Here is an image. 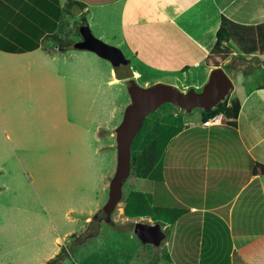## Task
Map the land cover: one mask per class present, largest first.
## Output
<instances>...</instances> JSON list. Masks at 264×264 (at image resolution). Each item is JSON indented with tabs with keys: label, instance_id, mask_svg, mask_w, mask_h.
Segmentation results:
<instances>
[{
	"label": "crops",
	"instance_id": "crops-1",
	"mask_svg": "<svg viewBox=\"0 0 264 264\" xmlns=\"http://www.w3.org/2000/svg\"><path fill=\"white\" fill-rule=\"evenodd\" d=\"M66 1L0 0V78L5 75L9 90L22 81L20 75L97 76L104 68L111 84L129 79L117 78L111 62L92 51L58 48L51 36H61L63 17L76 16L65 11ZM71 1L83 5L89 32L117 48L131 78L145 76L144 85L164 78L187 88L204 74L197 88L220 66L210 62L218 57L210 52L222 15L243 25L264 22V0ZM247 81L241 80L242 95L234 97L241 102L236 128L225 121L205 126L201 118L168 142L159 166L165 197L151 201L176 217L161 226L164 251L153 246L155 259L131 264H264V176L253 171L256 162L264 165V75L251 86ZM151 186L158 197L157 183ZM135 219L156 223L151 216ZM59 250L53 248L43 264Z\"/></svg>",
	"mask_w": 264,
	"mask_h": 264
},
{
	"label": "rangeland",
	"instance_id": "rangeland-1",
	"mask_svg": "<svg viewBox=\"0 0 264 264\" xmlns=\"http://www.w3.org/2000/svg\"><path fill=\"white\" fill-rule=\"evenodd\" d=\"M75 14L61 20V36L78 41V28L84 18L79 12ZM230 48L227 58L210 60L219 64L232 80L229 99L242 95L241 80H248L247 86H251L263 78L256 65L237 71L241 74L236 77L226 66L232 56L238 55L235 45ZM255 56L264 60V53L253 54L246 56L240 66H247V60ZM99 70L97 76L44 75L35 80L20 75L22 81L12 85L15 90H9V84L8 88L5 86V75L0 78V264H43L58 246L69 252L63 264H131L134 260L156 258L155 245L143 243L133 231L137 217H127L123 209L132 190L147 193L150 200H163L161 183L155 187L156 197L151 194L153 181L135 176L131 169L122 199L111 214L112 224L105 223L102 217L116 164L114 128L130 99L127 81L124 85L111 84L104 68ZM203 75L200 73L201 78L198 76L187 88L164 78L157 82L186 91L201 83ZM144 78L139 77L137 83L147 86ZM190 79L187 75L185 82L190 83ZM205 82L195 89L199 90ZM166 111L178 115L183 126L201 123V109L187 113L172 104H163L153 112ZM163 172L157 171V179ZM93 216L94 222L100 221V230L86 238L95 231ZM82 239L85 241L73 245ZM159 246L157 250L164 251L163 241Z\"/></svg>",
	"mask_w": 264,
	"mask_h": 264
},
{
	"label": "trees",
	"instance_id": "trees-1",
	"mask_svg": "<svg viewBox=\"0 0 264 264\" xmlns=\"http://www.w3.org/2000/svg\"><path fill=\"white\" fill-rule=\"evenodd\" d=\"M64 9L69 14L77 12L82 14L81 10L83 9V5L78 1L68 0L64 4ZM80 26L81 27L78 28V33L81 39L78 41L57 35H52L51 38L61 50L76 49L94 51L99 56L108 59L115 69V73L122 77V79L131 77V69L128 60L124 56L110 55L103 48L91 46V44L87 42L86 37L93 35L89 32L85 20H83ZM230 45H235L237 47L238 55L232 56L231 60L226 63V66L229 70L234 72L236 77L238 74H241L237 73V71L244 72L246 69H249L248 67L253 65L259 66L264 75V60L260 61L257 56L247 60V66H240L241 61L244 60L246 56L264 53V22L256 25H243L233 22L222 15L219 27L215 33V42L210 53L225 59L232 51ZM235 60L237 62H235ZM126 83H128V81ZM259 88H264V81L259 85ZM227 96L208 112L201 110L203 121L216 114H222L228 126L232 128L237 127V118L241 102L238 98L229 100ZM154 112L149 113L145 117L132 142L131 169L137 177L150 179L155 183H161L162 179H157L156 173L160 168L162 154L170 139L182 130L183 124L178 118V115H173L167 111L165 114H154ZM256 169H259L261 176H264L263 164L256 162L253 171ZM168 212L169 209L165 210L163 207L154 205L149 195L139 190H132L129 192L123 209V213L129 218L152 216L153 220L159 223L160 226L165 225V222L173 223L175 220L176 216H170ZM102 217H104L103 213ZM94 219L95 217L93 216V221L91 223H94L95 231L86 238L94 236L100 227V221L94 222ZM70 236L74 237L73 234ZM84 241L85 239H82L81 241L73 243V245L81 244ZM68 257V250L61 247L54 257L46 261V264H61Z\"/></svg>",
	"mask_w": 264,
	"mask_h": 264
},
{
	"label": "water",
	"instance_id": "water-1",
	"mask_svg": "<svg viewBox=\"0 0 264 264\" xmlns=\"http://www.w3.org/2000/svg\"><path fill=\"white\" fill-rule=\"evenodd\" d=\"M86 38L91 46L103 48L110 55L123 56L117 48L93 36ZM116 76L122 79L119 75ZM127 81L126 91L130 102L124 107L121 119L114 128L116 164L109 180L107 199L102 206L106 223H111V214L122 199L123 186L131 171V145L145 117L164 103H170L187 113L195 108L208 112L226 98L233 86L230 77L219 66L211 69L206 82L199 90L191 87L183 91L163 82L141 86L131 77ZM133 231L143 243L155 246L159 245L164 237L159 223L150 224L137 220Z\"/></svg>",
	"mask_w": 264,
	"mask_h": 264
},
{
	"label": "built area",
	"instance_id": "built-area-1",
	"mask_svg": "<svg viewBox=\"0 0 264 264\" xmlns=\"http://www.w3.org/2000/svg\"><path fill=\"white\" fill-rule=\"evenodd\" d=\"M264 66V64H263ZM224 116L222 114H216L212 117H209L207 119H205L202 123L205 126L208 125H218V124H222L224 122Z\"/></svg>",
	"mask_w": 264,
	"mask_h": 264
},
{
	"label": "flooded vegetation",
	"instance_id": "flooded-vegetation-1",
	"mask_svg": "<svg viewBox=\"0 0 264 264\" xmlns=\"http://www.w3.org/2000/svg\"><path fill=\"white\" fill-rule=\"evenodd\" d=\"M103 214H104V212H103ZM104 222H105V214H104ZM106 223V222H105ZM100 224V223H99ZM110 224H112V221H111V223ZM98 232V231H97Z\"/></svg>",
	"mask_w": 264,
	"mask_h": 264
}]
</instances>
